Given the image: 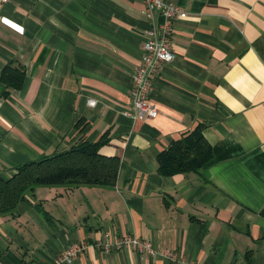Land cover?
I'll list each match as a JSON object with an SVG mask.
<instances>
[{
    "label": "crops",
    "instance_id": "obj_1",
    "mask_svg": "<svg viewBox=\"0 0 264 264\" xmlns=\"http://www.w3.org/2000/svg\"><path fill=\"white\" fill-rule=\"evenodd\" d=\"M166 1L187 16L174 23L176 59L150 91L160 113L146 120L125 115L152 27L144 0L4 5L0 176L82 135L107 138L100 153L120 168L113 187L38 186L0 215V264H50L76 243L91 247L72 264H175L166 250L184 264H264V0ZM200 125L212 161L202 173L161 174L160 154ZM106 234L148 239L158 255H106L93 246Z\"/></svg>",
    "mask_w": 264,
    "mask_h": 264
},
{
    "label": "trees",
    "instance_id": "obj_2",
    "mask_svg": "<svg viewBox=\"0 0 264 264\" xmlns=\"http://www.w3.org/2000/svg\"><path fill=\"white\" fill-rule=\"evenodd\" d=\"M9 71L10 66L4 72V78ZM23 74L22 72L21 75ZM80 125L78 123L76 128L79 127L78 131L83 133L86 125ZM107 143L105 137L99 142L91 143L82 135L71 148L21 165L9 179L0 176V215H13L27 194L38 186H115L120 159L100 153ZM212 159L213 149L200 125L182 134L167 151L160 154L159 171L165 176L202 173Z\"/></svg>",
    "mask_w": 264,
    "mask_h": 264
},
{
    "label": "built area",
    "instance_id": "obj_3",
    "mask_svg": "<svg viewBox=\"0 0 264 264\" xmlns=\"http://www.w3.org/2000/svg\"><path fill=\"white\" fill-rule=\"evenodd\" d=\"M8 1L0 0V20L2 9ZM144 1L146 6L145 14L152 20V27L144 44L141 63L132 72L131 101L125 111V115L132 119L141 120L154 119L160 113L157 106L149 100L150 91L162 66L170 64L176 59V54L171 47L174 23L187 16L178 6L166 0ZM155 12H158L160 17L163 18L162 22H154ZM89 105L94 107L96 102L89 101ZM93 246L106 255L124 248H132L141 254H148L151 257L158 255L152 241L133 235H123L112 239L106 234ZM90 247L89 244L76 243L54 257L50 264H72L82 252H85ZM161 256L175 264L185 263L183 256L172 250L163 251Z\"/></svg>",
    "mask_w": 264,
    "mask_h": 264
}]
</instances>
